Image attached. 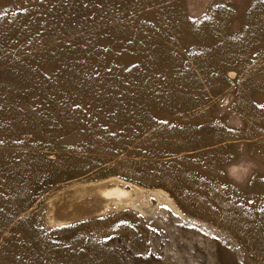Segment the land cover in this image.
Here are the masks:
<instances>
[{
    "label": "rangeland",
    "instance_id": "374dc122",
    "mask_svg": "<svg viewBox=\"0 0 264 264\" xmlns=\"http://www.w3.org/2000/svg\"><path fill=\"white\" fill-rule=\"evenodd\" d=\"M0 264H264V0H0Z\"/></svg>",
    "mask_w": 264,
    "mask_h": 264
},
{
    "label": "trees",
    "instance_id": "16d2710c",
    "mask_svg": "<svg viewBox=\"0 0 264 264\" xmlns=\"http://www.w3.org/2000/svg\"><path fill=\"white\" fill-rule=\"evenodd\" d=\"M61 50V49H60ZM49 56V52L47 53L46 57ZM58 66V65H57Z\"/></svg>",
    "mask_w": 264,
    "mask_h": 264
}]
</instances>
